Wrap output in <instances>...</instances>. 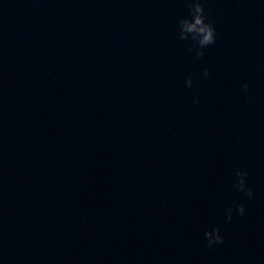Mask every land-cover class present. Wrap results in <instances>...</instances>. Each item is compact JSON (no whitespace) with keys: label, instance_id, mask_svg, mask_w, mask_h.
<instances>
[{"label":"water","instance_id":"obj_1","mask_svg":"<svg viewBox=\"0 0 264 264\" xmlns=\"http://www.w3.org/2000/svg\"><path fill=\"white\" fill-rule=\"evenodd\" d=\"M201 2L0 0V264H264V0Z\"/></svg>","mask_w":264,"mask_h":264},{"label":"clouds","instance_id":"obj_2","mask_svg":"<svg viewBox=\"0 0 264 264\" xmlns=\"http://www.w3.org/2000/svg\"><path fill=\"white\" fill-rule=\"evenodd\" d=\"M188 10L190 15L181 17L178 21L179 25V37L181 40H191L192 47L190 51H195L198 58L204 56V49L214 44L216 41V29L211 21L207 19L204 4L201 0H187ZM203 75L209 76V69L205 68ZM187 87H191L193 79L188 76L185 80ZM249 84L247 82L241 84V89L244 93L249 91ZM194 103L198 104L199 99L194 98ZM236 179L234 181V187L241 191L245 196L251 198L254 195L253 189L247 184V171L237 168L235 171ZM233 208L235 212L243 216L246 212L245 206L242 203L230 205L226 209V219H232ZM204 236L209 246L223 242V236L219 227L205 230Z\"/></svg>","mask_w":264,"mask_h":264}]
</instances>
